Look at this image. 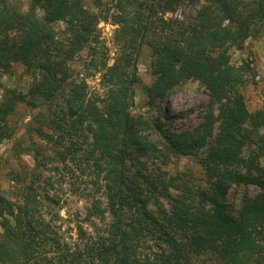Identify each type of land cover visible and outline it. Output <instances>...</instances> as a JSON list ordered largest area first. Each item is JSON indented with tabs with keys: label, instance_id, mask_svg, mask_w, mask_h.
Instances as JSON below:
<instances>
[{
	"label": "trees",
	"instance_id": "trees-1",
	"mask_svg": "<svg viewBox=\"0 0 264 264\" xmlns=\"http://www.w3.org/2000/svg\"><path fill=\"white\" fill-rule=\"evenodd\" d=\"M92 6L0 0V78L18 64L31 79L25 93L2 88L0 146L16 135L23 119L13 118L24 106L32 113L24 130L30 142L17 152L32 154L36 170L69 160L95 191L72 240L48 210L56 195L12 174L20 187L0 189V264H264V96L249 111L240 91L248 66L231 65L229 56L264 34V0ZM186 8L198 10L165 18ZM100 22L114 26L111 65L98 51ZM143 45L151 51L150 81L141 87L148 114L133 115ZM83 51L82 67L99 74L101 95L89 96L85 77L71 68ZM190 80L207 101L197 124L176 130L163 112ZM180 160L195 169L169 171ZM249 185L259 191L250 195Z\"/></svg>",
	"mask_w": 264,
	"mask_h": 264
},
{
	"label": "rangeland",
	"instance_id": "rangeland-1",
	"mask_svg": "<svg viewBox=\"0 0 264 264\" xmlns=\"http://www.w3.org/2000/svg\"><path fill=\"white\" fill-rule=\"evenodd\" d=\"M84 2L87 9L94 10L92 6L93 0H84ZM197 10L198 8L178 9L174 14L165 15V18L181 20L183 14L194 15ZM62 27L63 25L60 24L56 29L61 30ZM98 29L100 32L98 51L108 53V64L111 65L116 52V47L112 42L114 26L109 22H100ZM229 56L231 65L235 67L248 66V70L243 74L244 83L240 87V91L244 96L249 111H254L261 106L264 96V34L256 39H246L241 49L230 48ZM150 61V49L145 45L141 46L136 62L140 83L135 89V102L131 109L133 115L148 114L146 113L147 108L143 104L144 96L141 87L150 81L148 74ZM84 62H88L86 51L81 52L71 63L74 74L78 73L79 78L85 77L89 96L101 95L103 90L99 83V74L91 69L85 71L82 67ZM30 81V77L24 74L23 68L20 65H12L10 70L0 78V99L3 87L13 88L25 93ZM206 101L207 96L203 87L197 82L190 80L180 90L170 95L167 100L166 110L163 112V117L168 120L173 129L190 128L201 120L202 107ZM16 113L13 120L18 122L22 118V123L16 126V135L10 140L3 141L0 146V189L11 190L19 188L20 184L18 185L10 176L21 173L25 176L23 184L34 180L37 183L36 190L41 192L43 189H46L49 196L56 195L55 199L58 200V205H50L48 210L52 214L58 212L61 220L56 221V224L61 225V231L64 230L67 233L65 235L66 238L70 237L74 240L76 234L75 224L84 217L87 197L95 191L89 185L87 175L79 170L81 169L79 166L76 169L75 165L69 160L64 164L48 163L41 170H36L32 154H19L17 149H24L30 142L24 130L32 113L24 106H19ZM33 141L38 144H44V141L37 138H33ZM260 161L264 168V158ZM184 165L195 169L192 163L180 160L177 164L174 162L170 165L169 171H179ZM37 171H41L40 174ZM33 176H36V178H33ZM247 191L250 195H254L259 191V188L249 185ZM96 194L94 193V196ZM228 194L232 202H238L240 196L238 189L232 186ZM101 200L103 201L102 197ZM82 226L83 229H88L87 225L83 224Z\"/></svg>",
	"mask_w": 264,
	"mask_h": 264
}]
</instances>
